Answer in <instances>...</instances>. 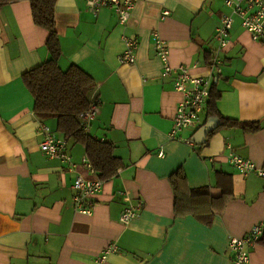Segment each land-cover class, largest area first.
Segmentation results:
<instances>
[{"label": "crops", "instance_id": "crops-1", "mask_svg": "<svg viewBox=\"0 0 264 264\" xmlns=\"http://www.w3.org/2000/svg\"><path fill=\"white\" fill-rule=\"evenodd\" d=\"M227 11L223 0H136L120 24L113 8L91 13L83 0H56L58 66L75 65L93 80L89 98L99 106L86 133L110 145L118 160L87 215L72 199L75 176L91 177L81 162L88 159L86 147L67 140L72 168L44 155L40 124L62 134L55 118L35 115L22 81L24 72L49 58V31L33 22L28 0L0 4V264H98L110 244L116 249L101 264H232L229 239L264 221V177L240 173L228 162L226 147L263 167L264 44L235 18L219 51L216 27ZM153 32L168 45L169 62L188 66L193 75L210 74L217 50L221 60L210 86L219 92L218 115L207 113L206 102L201 124L181 129L176 138L169 132L181 94L162 75ZM123 35L138 41L132 64L118 61ZM220 116L260 128L244 131L222 124ZM213 117L218 122L197 143L199 127ZM178 168L183 178L174 190L170 175ZM200 187L214 198L229 191L221 210L213 212L209 198H190L189 190ZM137 201L136 217L121 223L123 208ZM210 215L209 223L202 220ZM246 264H264L262 244L250 248Z\"/></svg>", "mask_w": 264, "mask_h": 264}, {"label": "built area", "instance_id": "built-area-1", "mask_svg": "<svg viewBox=\"0 0 264 264\" xmlns=\"http://www.w3.org/2000/svg\"><path fill=\"white\" fill-rule=\"evenodd\" d=\"M86 8L91 13H95L102 7L113 8L118 15L120 24H124L130 17L131 10L136 0H83ZM223 5L228 9L220 16L219 24L216 27L215 39L218 50H222L228 42V34L235 18L239 19L241 27L249 32L252 40L264 44V0H223ZM168 15V11H163L161 17ZM124 50L118 55L120 64H132L136 59L138 41L136 37L123 35ZM153 45L155 53L162 62V75L173 79L174 89L181 94L176 105L173 118V125L169 132L171 138H176L178 131L189 126L201 124L202 115L206 102L210 95L211 79L221 73L220 58L217 55L210 61V74L207 76L193 75L189 72V67L183 64L172 65L169 62V47L157 32H153ZM98 100L92 99L89 107L80 113V121L83 130H88L90 121L95 117L98 110ZM39 132L43 138L39 143L40 150L49 158L60 159L68 168L74 167L71 156L67 153V139L63 136L53 134L45 123L39 126ZM227 154L228 162L240 173L246 175L255 171L259 176L264 177V167L258 168L251 159L243 158L232 151L229 144ZM162 154V153H159ZM91 177H83L78 174L72 184L73 204L76 211L89 215L94 205V195L100 191L103 180L98 177L91 162L83 157L81 160ZM142 203L137 201L123 208L119 215V221L127 224L138 214ZM264 231V221L254 224L246 234L241 237H231L228 241V248L231 252L232 264H246L249 260V250L262 236ZM116 249L110 244L97 257L96 262H104L106 254Z\"/></svg>", "mask_w": 264, "mask_h": 264}, {"label": "trees", "instance_id": "trees-1", "mask_svg": "<svg viewBox=\"0 0 264 264\" xmlns=\"http://www.w3.org/2000/svg\"><path fill=\"white\" fill-rule=\"evenodd\" d=\"M16 0H0V4ZM33 22L49 31L46 40V48L49 51V58L42 64L24 72L22 81L34 98L33 110L36 116L46 119L55 118L56 130L67 140L71 139L75 143H82L86 147V154L89 161L102 180L109 178L118 167V160L112 152L110 145L92 139L83 130L80 121V113L86 110L92 99L90 92L94 88L91 77L75 65L69 66L66 70H61L58 66L60 56V43L54 27V4L56 0H28ZM219 92L210 89L207 101V113L218 115L216 101ZM224 125H239L244 131H256L260 128L258 122H238L234 119L221 117ZM264 167V164H263ZM183 175L178 168L170 175V182L174 190H177L176 181L182 179ZM190 198L210 199L212 211L223 207L229 191L222 189L220 196L210 197L207 187L193 188L189 190ZM231 194V193H230ZM179 199L175 198V209ZM213 212L211 214H213ZM212 215L205 217L204 221L209 223ZM259 244L264 246V231Z\"/></svg>", "mask_w": 264, "mask_h": 264}, {"label": "water", "instance_id": "water-1", "mask_svg": "<svg viewBox=\"0 0 264 264\" xmlns=\"http://www.w3.org/2000/svg\"><path fill=\"white\" fill-rule=\"evenodd\" d=\"M216 122H218L217 117H213V119L201 125L199 127V130L195 134L194 140L197 143L203 142L205 140L206 135L209 133V131L212 128H214V126L216 125Z\"/></svg>", "mask_w": 264, "mask_h": 264}]
</instances>
